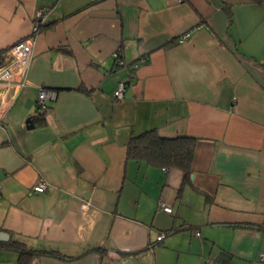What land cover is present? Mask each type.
I'll use <instances>...</instances> for the list:
<instances>
[{"label":"crops","instance_id":"1","mask_svg":"<svg viewBox=\"0 0 264 264\" xmlns=\"http://www.w3.org/2000/svg\"><path fill=\"white\" fill-rule=\"evenodd\" d=\"M42 6L0 82V264H264V0H0V64ZM151 128L195 138L187 176L127 156Z\"/></svg>","mask_w":264,"mask_h":264},{"label":"trees","instance_id":"2","mask_svg":"<svg viewBox=\"0 0 264 264\" xmlns=\"http://www.w3.org/2000/svg\"><path fill=\"white\" fill-rule=\"evenodd\" d=\"M44 113L45 110L37 107L30 118L36 125L40 126L44 123ZM194 143L195 138L192 136H163L155 128H151L130 137L126 154L130 158L144 160L152 165L178 167L187 176L192 162ZM7 244L14 248H18L21 245L17 240L10 241ZM21 249V257L24 258H22L20 264H27L28 261H25V257L34 253L49 256L60 254L56 250H23L22 247Z\"/></svg>","mask_w":264,"mask_h":264},{"label":"built area","instance_id":"3","mask_svg":"<svg viewBox=\"0 0 264 264\" xmlns=\"http://www.w3.org/2000/svg\"><path fill=\"white\" fill-rule=\"evenodd\" d=\"M48 11V7L42 6L36 9L34 13V18L32 21L31 32L30 35L24 37L14 44H12L7 51L6 60L0 64V82L12 84L16 88H20L26 84V72L30 63L31 55H32V46H33V35L38 31L40 25L43 23L45 15ZM187 37V34L181 36L180 41ZM121 50L117 49L113 53V57L116 65H122L123 60L121 59ZM124 83L119 82L116 90L114 91V98L119 100L123 96ZM54 93L50 92L43 86L38 88L37 95V106L46 110V99L49 96H52ZM47 187V182L45 180H38L31 187L32 192H42ZM92 205L90 203L82 204V208L85 210H92ZM159 208L167 213H171L172 207L165 202H159ZM196 234H198L196 232ZM165 236V232H159L156 236V240L160 241ZM258 258L260 261L264 262V250H260L258 252ZM218 264H227L223 262H219Z\"/></svg>","mask_w":264,"mask_h":264},{"label":"water","instance_id":"4","mask_svg":"<svg viewBox=\"0 0 264 264\" xmlns=\"http://www.w3.org/2000/svg\"><path fill=\"white\" fill-rule=\"evenodd\" d=\"M26 122H27L28 127H32L33 123H32L31 118H27ZM7 237H8V234L6 232H4V231L0 232V240L1 241H5L7 239Z\"/></svg>","mask_w":264,"mask_h":264}]
</instances>
